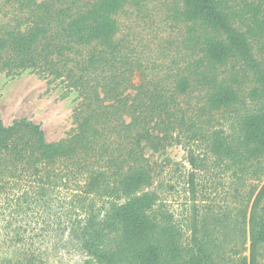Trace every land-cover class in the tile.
Wrapping results in <instances>:
<instances>
[{
	"label": "trees",
	"instance_id": "obj_1",
	"mask_svg": "<svg viewBox=\"0 0 264 264\" xmlns=\"http://www.w3.org/2000/svg\"><path fill=\"white\" fill-rule=\"evenodd\" d=\"M2 1L0 73L79 100L54 142L0 119L8 264H264V0ZM121 17L166 36L151 52ZM171 142L219 201L173 208L145 151Z\"/></svg>",
	"mask_w": 264,
	"mask_h": 264
},
{
	"label": "rangeland",
	"instance_id": "obj_2",
	"mask_svg": "<svg viewBox=\"0 0 264 264\" xmlns=\"http://www.w3.org/2000/svg\"><path fill=\"white\" fill-rule=\"evenodd\" d=\"M3 1L0 0V7ZM9 6H6L7 10ZM133 41L139 44H149L152 52L160 38L165 34L158 33V17L125 20ZM75 93L66 94L62 86H48L46 80L35 74L23 72L20 75L0 73V119L9 126L14 120L25 119L40 125L48 142L58 141L74 128L73 110L78 104ZM146 155L156 162L160 169V181L163 190L170 192L169 200L173 208L181 211L190 202L199 208L214 201H219L222 186L218 178H209V174L194 170L188 163V151L177 142H171L158 150L146 148ZM209 171L211 163H208ZM207 175V177H206ZM0 238V264H8L13 247ZM9 248V249H8ZM80 255L69 253L55 255L45 264H80Z\"/></svg>",
	"mask_w": 264,
	"mask_h": 264
}]
</instances>
